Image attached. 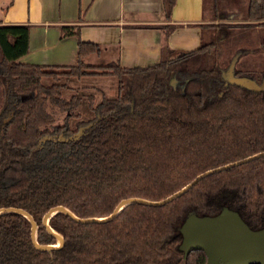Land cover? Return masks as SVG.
Segmentation results:
<instances>
[{"label": "trees", "instance_id": "16d2710c", "mask_svg": "<svg viewBox=\"0 0 264 264\" xmlns=\"http://www.w3.org/2000/svg\"><path fill=\"white\" fill-rule=\"evenodd\" d=\"M162 1L169 19L175 0ZM246 15L245 23L202 24L197 48L177 54L163 44L158 62L133 67L84 62L98 45L80 39L74 65L21 63L28 26L0 23V208L22 209L34 221L35 242L55 244L41 222L48 208L106 217L123 199L161 200L203 171L264 152V89L227 76L231 63L232 75L257 83L264 70L221 61L234 28L261 27L264 48V0H247ZM163 28L167 36L173 25ZM59 29L62 36L77 33L75 25ZM93 75H114L117 93L99 91L88 102L92 115L72 127L79 100L62 97L65 80ZM43 77L51 82L42 84ZM46 104L64 113L60 124ZM89 122L76 139L38 141L72 135ZM224 206L249 227L264 226V155L204 176L164 205L126 204L110 220L82 223L55 212L47 224L62 244L54 249H37L28 219L2 212L0 264H205L203 250L184 255L179 249V226L190 213L214 215Z\"/></svg>", "mask_w": 264, "mask_h": 264}, {"label": "crops", "instance_id": "0c3cea01", "mask_svg": "<svg viewBox=\"0 0 264 264\" xmlns=\"http://www.w3.org/2000/svg\"><path fill=\"white\" fill-rule=\"evenodd\" d=\"M244 10L247 0H175L166 19L162 0H0V23L28 26L27 51L17 59L21 63L74 65L80 39L98 45L97 52L82 57L84 62L133 67L158 62L163 44L177 54L197 48L202 24L245 23ZM168 24L173 28L165 36L163 25ZM62 25L77 26L76 35H60ZM70 82L75 86L66 87L78 90ZM97 84L92 89L103 92Z\"/></svg>", "mask_w": 264, "mask_h": 264}, {"label": "water", "instance_id": "95a60500", "mask_svg": "<svg viewBox=\"0 0 264 264\" xmlns=\"http://www.w3.org/2000/svg\"><path fill=\"white\" fill-rule=\"evenodd\" d=\"M231 63L227 71L228 80L231 83L239 84L250 88L254 91L264 89V76L260 83L246 76L232 75ZM171 84L175 86V79L171 80ZM25 95H21L23 99ZM11 114V113H10ZM8 119V118H7ZM91 122L79 126L72 135L63 136L62 134L43 136L38 141L50 139L52 141H67L69 139H76L85 127H88ZM259 155H264V152H259L247 156L241 160L227 163L216 168H212L197 174L191 181L183 187L170 194L161 200H147L143 198L130 197L121 200L110 215L106 217H87L78 218L74 216L69 210L62 206H54L48 208L42 215L41 222L47 232L53 235L56 239L55 244H38L34 239V221L31 216L19 208L1 207L2 212H17L26 217L30 224V239L32 244L39 250H49L57 248L62 244V238L54 230H52L47 220L55 212H62L68 215L71 219L78 222H92V221H106L112 219L126 204L136 202L145 205L160 206L180 196L186 192L194 183L200 178L216 171L227 169L235 164L249 161ZM181 233V242L179 249L186 255L191 250H203L206 255L205 264H264V226L253 229L241 218L239 213L224 206L218 213L214 215H197L190 213L179 226Z\"/></svg>", "mask_w": 264, "mask_h": 264}, {"label": "rangeland", "instance_id": "374dc122", "mask_svg": "<svg viewBox=\"0 0 264 264\" xmlns=\"http://www.w3.org/2000/svg\"><path fill=\"white\" fill-rule=\"evenodd\" d=\"M243 6L239 5V13H241ZM217 11V9H216ZM245 15V16H244ZM246 17L245 10L242 12L241 18ZM246 20L247 17L245 18ZM237 24V23H230ZM240 24V23H238ZM237 29V30H236ZM235 33L227 40L223 45V55L221 56V61L227 63L228 61H233L237 59L236 65L239 68H248V69H261L264 70V48L259 47L260 37L262 34V28L255 26L252 28H234ZM252 49V51H249ZM244 51V54L241 52ZM249 51V52H247ZM230 61V62H231ZM113 62V61H111ZM110 63V62H109ZM93 65V64H91ZM108 63L102 65H93V66H107ZM68 80L73 81L78 85V90L68 89L67 87L62 91V97L68 98L71 94L78 97V107L74 112L76 116L72 117L69 120V123L74 125L77 119H84L92 113L89 112L88 102L91 100L97 101L101 97V93H97L92 89L91 85H96V81L103 80L102 85H99L103 88V93L108 97H113L117 93V79L114 75H107L106 77H70ZM66 82L67 85L75 86L72 82ZM51 82L48 77L41 78V83L47 85ZM91 88V89H90ZM91 99H87V97ZM46 110L53 117V124H60L63 120L64 113L57 109V107L46 104ZM10 113V112H9ZM7 116V114H6ZM9 115L6 117L5 120ZM54 135V134H51ZM50 136V135H45Z\"/></svg>", "mask_w": 264, "mask_h": 264}]
</instances>
